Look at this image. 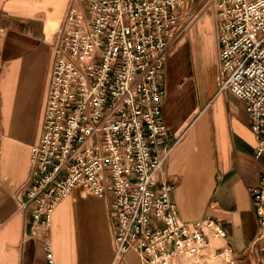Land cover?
I'll return each mask as SVG.
<instances>
[{
  "label": "built area",
  "instance_id": "1",
  "mask_svg": "<svg viewBox=\"0 0 264 264\" xmlns=\"http://www.w3.org/2000/svg\"><path fill=\"white\" fill-rule=\"evenodd\" d=\"M218 6L219 89L243 99L264 153V0ZM179 0H72L52 44L41 134L31 144L25 187L33 215L48 224L75 186L107 197L114 256L127 264H202L214 218H181L174 183L159 173L178 141L164 122L160 80L169 44L181 32ZM1 161V150H0ZM1 179V175H0ZM264 241V175L252 189ZM48 256L51 255L49 242ZM225 252L228 248L224 249Z\"/></svg>",
  "mask_w": 264,
  "mask_h": 264
},
{
  "label": "crops",
  "instance_id": "2",
  "mask_svg": "<svg viewBox=\"0 0 264 264\" xmlns=\"http://www.w3.org/2000/svg\"><path fill=\"white\" fill-rule=\"evenodd\" d=\"M71 2L0 0V264H110L114 256L107 197L75 186L46 224L34 218L25 191L31 144L42 130L52 44ZM176 10L181 32L167 48L160 80L163 119L178 141L159 176L174 183L183 220L211 217L226 230L222 237L208 232L202 264H264L252 194L263 182L264 153L256 155L245 101L218 87V6L179 0ZM125 261L141 264L134 251Z\"/></svg>",
  "mask_w": 264,
  "mask_h": 264
}]
</instances>
